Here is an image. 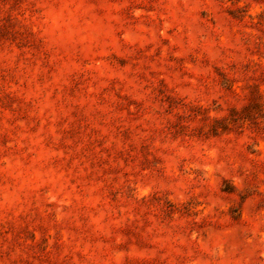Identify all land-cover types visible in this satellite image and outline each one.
I'll list each match as a JSON object with an SVG mask.
<instances>
[{
    "label": "rangeland",
    "instance_id": "obj_1",
    "mask_svg": "<svg viewBox=\"0 0 264 264\" xmlns=\"http://www.w3.org/2000/svg\"><path fill=\"white\" fill-rule=\"evenodd\" d=\"M0 264H264V0H0Z\"/></svg>",
    "mask_w": 264,
    "mask_h": 264
}]
</instances>
